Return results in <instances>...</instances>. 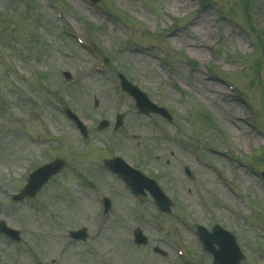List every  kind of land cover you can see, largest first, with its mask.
I'll list each match as a JSON object with an SVG mask.
<instances>
[{"label": "rangeland", "instance_id": "rangeland-1", "mask_svg": "<svg viewBox=\"0 0 264 264\" xmlns=\"http://www.w3.org/2000/svg\"><path fill=\"white\" fill-rule=\"evenodd\" d=\"M178 3L0 0V221L22 236L0 233V264H213L196 229L215 224L236 235L241 264H264V0H195L191 11ZM205 8L214 25L203 58L184 42L200 38L191 29ZM119 72L173 121L140 113ZM113 155L155 177L172 212L106 172L102 160ZM55 158L63 171L35 198L13 201L30 172ZM83 227L87 240L69 236ZM137 227L147 245L134 243Z\"/></svg>", "mask_w": 264, "mask_h": 264}, {"label": "water", "instance_id": "water-1", "mask_svg": "<svg viewBox=\"0 0 264 264\" xmlns=\"http://www.w3.org/2000/svg\"><path fill=\"white\" fill-rule=\"evenodd\" d=\"M128 89H130L128 87ZM137 99L139 101V105L142 109H155L160 113L167 115V112L164 109H159L153 106L150 101L145 97L144 94L136 93ZM64 162L62 160H57L41 169H39L36 174V178H33V181L29 187H27L22 194H20L17 199H22L24 196H34L36 193L41 189V187L48 181V179L54 175L55 173L59 172L63 166ZM118 168L122 171L123 175L126 179L134 185L138 187L137 191L143 190L145 187L149 189L152 196L155 198L157 204L163 211L169 212L173 203L171 200L165 195V193L157 186V184L153 180H138L132 181L130 177L126 174L124 170H122L118 165ZM147 181V182H146ZM1 230L14 232L11 229L6 228V226H1ZM199 235L202 238L204 248L208 252H211L214 256V260L216 264H240L241 261L244 259V255L236 241V238L228 231L220 228V226H216L213 231L210 233L205 228L199 227ZM75 237L86 236L85 230L80 233H74ZM138 242L146 243V239L138 235ZM218 246V248H216Z\"/></svg>", "mask_w": 264, "mask_h": 264}, {"label": "bare ground", "instance_id": "bare-ground-1", "mask_svg": "<svg viewBox=\"0 0 264 264\" xmlns=\"http://www.w3.org/2000/svg\"><path fill=\"white\" fill-rule=\"evenodd\" d=\"M183 3H178L177 4V9L178 10H184V11H191L192 6L194 5L193 3L195 0H190L191 3L190 5H187L186 3H189V0H181ZM170 4L173 2V0H169ZM173 6V5H172ZM201 10L200 14L196 17V20L193 21L194 28L191 29V31L195 34V36H200L197 40H191L189 37H186V41L184 42L189 48L190 51L193 54H198L199 56L204 58V55L206 53L207 49H210V44L207 43L206 40H209L213 34L211 29L214 25V14L212 12V9L205 8V9H199ZM196 38V37H195ZM175 42L182 41L183 39L180 38V36L173 38ZM148 54V53H146ZM199 74H196V77H198ZM234 128H238L239 132L240 130L244 131V128L242 127V123L238 121V119H234ZM232 127V130L234 131ZM239 136V135H238Z\"/></svg>", "mask_w": 264, "mask_h": 264}]
</instances>
